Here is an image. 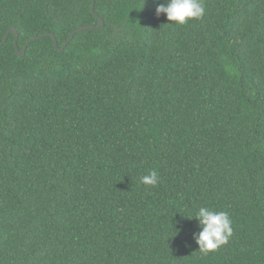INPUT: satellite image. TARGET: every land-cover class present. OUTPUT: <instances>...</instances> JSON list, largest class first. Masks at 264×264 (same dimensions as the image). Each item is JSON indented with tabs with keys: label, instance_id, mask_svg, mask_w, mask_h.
I'll use <instances>...</instances> for the list:
<instances>
[{
	"label": "trees",
	"instance_id": "1",
	"mask_svg": "<svg viewBox=\"0 0 264 264\" xmlns=\"http://www.w3.org/2000/svg\"><path fill=\"white\" fill-rule=\"evenodd\" d=\"M159 2L95 0L61 51L0 46V264H264V0L184 25ZM91 4L0 0V41L61 46ZM200 207L232 221L207 255Z\"/></svg>",
	"mask_w": 264,
	"mask_h": 264
},
{
	"label": "clouds",
	"instance_id": "2",
	"mask_svg": "<svg viewBox=\"0 0 264 264\" xmlns=\"http://www.w3.org/2000/svg\"><path fill=\"white\" fill-rule=\"evenodd\" d=\"M156 2V0H154ZM163 14L167 21L176 25H184L189 20L202 19L205 14L203 0H163L155 7V15ZM142 184L155 187L159 183L156 171L141 177ZM194 218L198 221L199 231L193 233V240L203 255L215 252L228 243L232 236V221L225 211H214L208 207H200ZM177 229L176 234H178Z\"/></svg>",
	"mask_w": 264,
	"mask_h": 264
},
{
	"label": "water",
	"instance_id": "3",
	"mask_svg": "<svg viewBox=\"0 0 264 264\" xmlns=\"http://www.w3.org/2000/svg\"><path fill=\"white\" fill-rule=\"evenodd\" d=\"M94 2H95V0H92L91 12L98 19V23L97 24H86V25H82V26L78 27L77 29L72 30L71 33H70V35H69V37L64 41V43L61 46L58 45L57 38H56V36H55V34L53 32H45V33H43L41 35L33 36L32 38H30L28 41H26V43L20 49L18 47V44H17L18 32H17V29L14 26H10L7 29L4 38L0 41V46L6 41L8 35L10 33H14V47H15V52L20 57L24 56L25 51H26V48H27L28 44L32 40L37 39V38H40L42 36H50L52 38V40H53V44H54L55 48L57 50L61 51V50H63L66 47L67 43L73 38V36H74V34L76 32H80V31L86 30V29L99 28V27L102 26V24H103V18L95 11V9H94Z\"/></svg>",
	"mask_w": 264,
	"mask_h": 264
}]
</instances>
